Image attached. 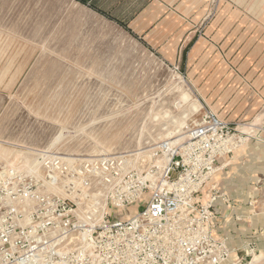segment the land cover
Here are the masks:
<instances>
[{"label": "rangeland", "instance_id": "1", "mask_svg": "<svg viewBox=\"0 0 264 264\" xmlns=\"http://www.w3.org/2000/svg\"><path fill=\"white\" fill-rule=\"evenodd\" d=\"M224 4L208 0L202 28ZM245 25L233 15V32ZM199 38L176 64L76 0H0V163L9 171L0 192V264H132L102 236L144 202H131L129 186L104 184L97 160L123 156L143 177L159 143L184 134L204 110L228 120L226 70L207 47L191 54ZM52 158L63 161L50 173L44 161ZM251 181L249 208L264 220V173ZM228 246L220 264H264V241Z\"/></svg>", "mask_w": 264, "mask_h": 264}, {"label": "built area", "instance_id": "2", "mask_svg": "<svg viewBox=\"0 0 264 264\" xmlns=\"http://www.w3.org/2000/svg\"><path fill=\"white\" fill-rule=\"evenodd\" d=\"M185 133L180 142L159 143L155 163L143 177L130 170L123 156L97 160L104 184L129 186L131 202H144L127 220L115 218L102 236L111 237L132 264H220L230 256L229 238L217 235L222 220L232 219V212L222 206L233 210L242 203L231 199L214 178L248 138L211 110H204ZM62 161L44 162L52 173ZM8 175L7 166L0 163L1 193ZM232 216L235 222L242 220L241 215Z\"/></svg>", "mask_w": 264, "mask_h": 264}, {"label": "crops", "instance_id": "3", "mask_svg": "<svg viewBox=\"0 0 264 264\" xmlns=\"http://www.w3.org/2000/svg\"><path fill=\"white\" fill-rule=\"evenodd\" d=\"M83 1L101 11L106 18L126 24L135 35L144 36L150 45L160 49L176 64H179V52L184 51L183 47L197 34H201V38L193 43L191 54L205 47L215 52L214 60L225 68L228 79L224 104L227 121L236 124L248 138V142L232 156L234 160H226L225 169L214 178L231 199L242 203L241 208L233 210L222 206L224 212H232V219L222 220L217 235L227 236L231 244L235 240L264 241L261 229L264 220L257 211L253 214L258 207L249 208L255 205L250 200L255 183L251 179L263 180L264 173V27L247 25L249 20L264 23V0H221L225 3L224 10L211 26L204 28L201 24L207 17L208 0ZM233 15L246 24L236 32L232 29ZM223 20V26L215 28V24L219 25ZM203 35H212L213 42H207ZM184 58L185 55L182 61ZM239 181L242 182L237 185ZM232 214L241 215L242 220L235 222ZM253 227H256L255 231Z\"/></svg>", "mask_w": 264, "mask_h": 264}, {"label": "bare ground", "instance_id": "4", "mask_svg": "<svg viewBox=\"0 0 264 264\" xmlns=\"http://www.w3.org/2000/svg\"><path fill=\"white\" fill-rule=\"evenodd\" d=\"M182 97L183 98H186V99H182V107L185 105V104H187L186 103V101L189 99V96H188V94L187 93H185V94H183L182 95ZM196 108V106H194V109ZM187 116V115H186ZM186 118V117H185ZM50 120V119H49ZM184 123H181L180 125H179V128H180V126H182ZM172 137H174V138H171V139H169V140H171L172 142H176V141H181V140H183L185 137H186V133H185V131H184V134H181L180 136L178 135H175V136H172ZM137 153V152H136ZM140 154H141V152H140Z\"/></svg>", "mask_w": 264, "mask_h": 264}, {"label": "trees", "instance_id": "5", "mask_svg": "<svg viewBox=\"0 0 264 264\" xmlns=\"http://www.w3.org/2000/svg\"><path fill=\"white\" fill-rule=\"evenodd\" d=\"M76 1H78V2H80V3H82V4H86L83 0H76ZM94 10H96V11H98L96 8H93ZM99 13H102L101 11H98ZM103 14V13H102ZM124 29H126V30H128V31H130L128 28H127V25L126 24H122V23H119ZM131 32V31H130Z\"/></svg>", "mask_w": 264, "mask_h": 264}]
</instances>
